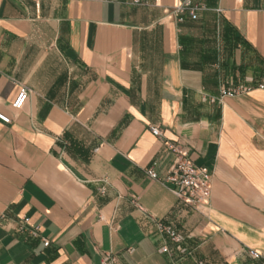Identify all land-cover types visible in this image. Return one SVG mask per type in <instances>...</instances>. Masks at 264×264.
Wrapping results in <instances>:
<instances>
[{
	"label": "crops",
	"instance_id": "0c3cea01",
	"mask_svg": "<svg viewBox=\"0 0 264 264\" xmlns=\"http://www.w3.org/2000/svg\"><path fill=\"white\" fill-rule=\"evenodd\" d=\"M183 1L0 0V264H264V0ZM166 142L212 173L208 205L146 174Z\"/></svg>",
	"mask_w": 264,
	"mask_h": 264
},
{
	"label": "built area",
	"instance_id": "2783aa9c",
	"mask_svg": "<svg viewBox=\"0 0 264 264\" xmlns=\"http://www.w3.org/2000/svg\"><path fill=\"white\" fill-rule=\"evenodd\" d=\"M200 7L194 5L191 0H185L172 7L170 15L181 20V16L188 12L192 19L196 18V14ZM260 88H264V85H259ZM248 89L244 86L238 85L235 87H222L220 90L221 96L234 97L236 95L246 93ZM30 91L28 88L22 86L15 99L12 102V108L20 110L24 105ZM0 121L4 124H9L10 119L4 114L0 113ZM151 133L155 137H160L161 132L157 127L150 128ZM167 151L174 156V163L167 172L166 176L159 178L156 172L149 168L146 170V174L153 180L159 181L164 185L169 192H171L177 200L191 209L197 210L202 206H206L209 203V198L212 190V173L205 167L195 166L193 162L188 158L187 151L176 146L173 143H164ZM135 206L141 210V207L134 202ZM151 221L156 231L159 234L164 235L172 243L179 245L183 242L184 238L179 234L171 223L157 221L152 216H145ZM28 223V220L24 219L23 224ZM36 229H33L35 235ZM49 242L45 240L43 245L48 246ZM163 253L169 252L167 247H163L161 250ZM254 257H258L256 252L251 253ZM101 264H116L115 259L110 256H106Z\"/></svg>",
	"mask_w": 264,
	"mask_h": 264
}]
</instances>
